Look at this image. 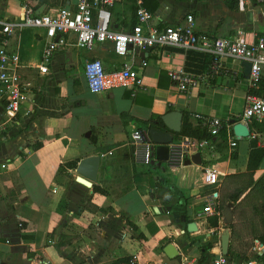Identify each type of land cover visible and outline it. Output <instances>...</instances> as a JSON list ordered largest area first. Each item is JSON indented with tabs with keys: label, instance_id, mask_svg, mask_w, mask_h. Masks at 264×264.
Returning a JSON list of instances; mask_svg holds the SVG:
<instances>
[{
	"label": "crops",
	"instance_id": "0c3cea01",
	"mask_svg": "<svg viewBox=\"0 0 264 264\" xmlns=\"http://www.w3.org/2000/svg\"><path fill=\"white\" fill-rule=\"evenodd\" d=\"M77 1L0 0V18L19 19L24 7L35 15L51 9L74 11ZM136 1L117 0L111 7L112 30L130 31ZM141 2L157 30L182 26L190 14L196 30L212 39L242 32L244 40L252 42L264 34V8L242 0ZM44 43L43 30L24 28L15 31L6 46L17 54L22 81L30 86L21 114L14 119L0 101V264H212L221 254V236L226 232L228 256L233 245L247 251L245 259L231 256L234 259L264 262V243L258 240L264 222L254 224L251 207L231 208L228 225L222 223L223 210L218 206L219 216L202 212L210 190L204 168L218 170L220 185L223 177L244 173L250 141L255 139L264 148L263 125L250 126L249 136L236 139L233 149L229 146L233 131L224 129L207 139L205 149L191 151L185 161L189 164L175 169L167 162L160 167L145 164L147 146L134 145L130 138L135 129L148 131L141 122L157 117L155 122L161 124L157 129L172 135V142L188 137L179 135L184 125L200 134L206 131L197 115L230 125L242 112L248 89L244 62L228 57L214 61L198 49L154 48L135 60L140 86L128 84L93 94L84 78L85 62L99 60L106 72H112L128 59L116 56L109 43H95L90 51L61 49L41 70L36 67ZM169 71L190 74L197 84L180 93ZM171 112L182 114L177 134L162 121ZM38 143L40 148L33 150ZM196 154L200 164L192 161ZM90 158L95 159L93 179L76 170ZM72 161L77 163L75 169L59 171ZM263 173L264 157L254 180ZM94 186L106 194L93 193ZM188 208L192 217L177 223L173 216L186 215ZM188 222L195 223V232L186 231ZM235 237L253 238L244 247ZM169 244L176 253L173 258L164 252Z\"/></svg>",
	"mask_w": 264,
	"mask_h": 264
},
{
	"label": "built area",
	"instance_id": "2783aa9c",
	"mask_svg": "<svg viewBox=\"0 0 264 264\" xmlns=\"http://www.w3.org/2000/svg\"><path fill=\"white\" fill-rule=\"evenodd\" d=\"M117 0H78L74 11L67 9H51L42 15L24 7L21 18H0V101L10 119L21 114L25 91L30 86L22 81L19 69V59L16 53L7 50L8 38L15 31L24 28L43 30L45 43L42 49L37 69L44 70L54 54L66 47H74L82 51H90L95 43L111 44L114 54L128 59L121 68L106 72L99 60L87 61L83 74L87 89L93 94L107 92L128 84L141 85L135 60L141 52L154 48L177 47L184 51L198 49L218 61L224 57L250 64L248 89L243 97L242 112L228 125L216 118H206L197 115L195 118L204 124L209 136H217L222 130H228L234 124H242L248 129L254 123L264 126V95L257 92L262 89L264 78V34L257 36L254 41L247 42L243 33L238 32L228 38H209L196 30L192 15H186L182 26L165 30H157L152 25V15L143 8L141 0L136 1L135 24L128 32L114 31L110 28V9ZM245 5H256L264 8V0H242ZM145 66V63L142 64ZM141 66V67H142ZM168 75L175 83L180 93H185L197 84V79L183 71H169ZM134 145L147 146L145 164L150 163L151 145L143 140V133L133 130L130 135ZM236 136L229 140L230 148L236 147ZM209 146L207 139H190L182 137L168 145L169 168L182 167L191 151L203 150ZM204 182L210 188L204 199L202 212L206 215L219 216L217 212L220 187L219 172L216 168H204ZM264 177V173H263ZM259 249H254L258 251ZM260 251V250H259ZM261 256V255H260ZM212 264H264L256 259L236 260L231 256L218 254Z\"/></svg>",
	"mask_w": 264,
	"mask_h": 264
},
{
	"label": "trees",
	"instance_id": "16d2710c",
	"mask_svg": "<svg viewBox=\"0 0 264 264\" xmlns=\"http://www.w3.org/2000/svg\"><path fill=\"white\" fill-rule=\"evenodd\" d=\"M264 82V78H263ZM258 95H264V89L257 92ZM159 120V118H152L149 121L141 122L144 125L145 130H149L150 128H156L161 125L159 122L155 121ZM141 130V129H138ZM181 136H188L192 139H208L210 140L211 136H209L205 129H202L201 134L198 131L191 130L189 127L185 126L182 128V131L179 133ZM41 143L35 144L32 146L33 150H37L40 148ZM264 157V148L258 146L257 141L252 139L250 141V151L248 156V162L246 166V171L240 174L227 175L223 177L220 185V195L218 200V210L222 212L225 207H230L233 210L239 209L243 206H249L253 209L254 213L259 216L261 220L264 222V177H259L257 180H254V174L258 170L260 163ZM76 161L65 163L61 165L59 171L61 172L63 168L75 169ZM93 193H99L101 195H105L106 193L102 191L100 188L94 186L92 188ZM247 204V205H246ZM213 225L217 226V218L213 217ZM233 240V235H232ZM257 237H254V239ZM260 242L264 243V231L263 235L259 236ZM246 250L242 251V249L237 248L233 245L229 248L230 256H239L242 259L246 258ZM264 259V255L262 257ZM132 264V263H131Z\"/></svg>",
	"mask_w": 264,
	"mask_h": 264
},
{
	"label": "water",
	"instance_id": "95a60500",
	"mask_svg": "<svg viewBox=\"0 0 264 264\" xmlns=\"http://www.w3.org/2000/svg\"><path fill=\"white\" fill-rule=\"evenodd\" d=\"M244 75L248 79L249 71H250V64L244 62ZM162 121L165 127L171 131L172 133H179L181 130V123H182V114L180 112H171L166 114ZM232 124V123H231ZM232 131L234 136L238 139L247 138L249 136V130L246 126L242 124H234L232 127ZM143 140L147 143L151 144V154L150 157H155V159L150 160L151 166L160 167L162 162H167L168 160V145L172 143L173 136L156 128H150L148 131L143 132ZM197 159V161H195ZM94 158L85 159L83 160L76 168V170L89 178L93 179V173L95 172V165H94ZM195 163L200 164V155L196 154L193 156V160ZM156 162V163H155ZM185 164H189L186 162ZM176 219V222L185 223L187 218L192 217V211L190 208L187 209V213L184 216L175 214L173 216ZM222 223L224 225H228L232 222V210L229 207H225L222 213ZM186 231L188 233H193L196 231V225L194 222L186 223ZM228 242H229V235L228 232L224 233L221 236V254L228 255ZM173 248L169 244L164 248V252L166 253L168 258H173L176 256V253L172 251Z\"/></svg>",
	"mask_w": 264,
	"mask_h": 264
},
{
	"label": "rangeland",
	"instance_id": "374dc122",
	"mask_svg": "<svg viewBox=\"0 0 264 264\" xmlns=\"http://www.w3.org/2000/svg\"><path fill=\"white\" fill-rule=\"evenodd\" d=\"M78 208H81L80 206ZM258 219V220H257ZM257 221H260V218L258 215L255 216V221L254 224L257 223ZM236 238V243L242 244V246L245 247V245H248L251 242V239L253 237H235Z\"/></svg>",
	"mask_w": 264,
	"mask_h": 264
}]
</instances>
